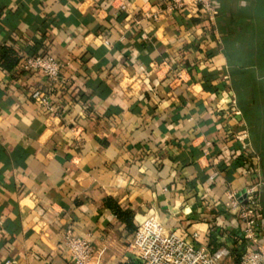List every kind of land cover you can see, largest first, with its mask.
Returning a JSON list of instances; mask_svg holds the SVG:
<instances>
[{
	"label": "crops",
	"instance_id": "0c3cea01",
	"mask_svg": "<svg viewBox=\"0 0 264 264\" xmlns=\"http://www.w3.org/2000/svg\"><path fill=\"white\" fill-rule=\"evenodd\" d=\"M169 2L0 0L20 58L0 68V264H70L68 230L125 264L135 231L108 199L213 250L239 234L228 193L256 186L264 236V0H214L213 20ZM35 55L68 80L57 115L31 99Z\"/></svg>",
	"mask_w": 264,
	"mask_h": 264
},
{
	"label": "built area",
	"instance_id": "2783aa9c",
	"mask_svg": "<svg viewBox=\"0 0 264 264\" xmlns=\"http://www.w3.org/2000/svg\"><path fill=\"white\" fill-rule=\"evenodd\" d=\"M188 2L196 8L199 15L213 20L217 15L214 0H170L164 12L179 13ZM21 68L27 72H41L47 83L43 89L31 94V99L38 103L48 115H57L58 110L53 104L55 94L68 85V80L61 74L57 60L40 55L25 57ZM229 213L235 222L234 228L239 234L233 235L224 228V233L217 237L220 246L208 249L198 246L195 242L198 235L194 234L195 242L163 227L155 217L141 223L128 246V258L125 264H226L236 249L241 254V264H264V236L262 235V214L259 206V190L256 186L249 187L243 193L230 192ZM71 254L70 264H93L96 249L86 239L73 235L68 230L64 241ZM4 264H15L6 261Z\"/></svg>",
	"mask_w": 264,
	"mask_h": 264
},
{
	"label": "trees",
	"instance_id": "16d2710c",
	"mask_svg": "<svg viewBox=\"0 0 264 264\" xmlns=\"http://www.w3.org/2000/svg\"><path fill=\"white\" fill-rule=\"evenodd\" d=\"M19 59V56L13 49L7 46H0V68L10 72L16 68ZM255 115L264 120V112L256 113ZM107 205L112 210L113 214L125 224L128 231L136 232L137 229L133 224V213L131 211L122 209L119 204L112 199L107 200Z\"/></svg>",
	"mask_w": 264,
	"mask_h": 264
}]
</instances>
